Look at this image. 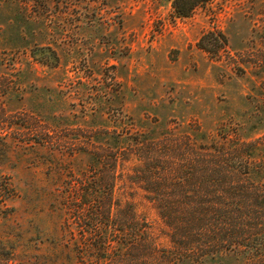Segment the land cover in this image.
<instances>
[{"label":"rangeland","instance_id":"rangeland-1","mask_svg":"<svg viewBox=\"0 0 264 264\" xmlns=\"http://www.w3.org/2000/svg\"><path fill=\"white\" fill-rule=\"evenodd\" d=\"M147 145L184 171L198 153L236 159L226 180L264 194V0H210L189 17L170 0H0V177L15 193L0 264H264L259 239L167 258L171 228L141 182ZM96 196L109 199L99 215L83 202ZM97 217L123 259L93 248ZM245 221L244 237L264 229ZM136 235L130 258L120 243Z\"/></svg>","mask_w":264,"mask_h":264},{"label":"trees","instance_id":"trees-1","mask_svg":"<svg viewBox=\"0 0 264 264\" xmlns=\"http://www.w3.org/2000/svg\"><path fill=\"white\" fill-rule=\"evenodd\" d=\"M170 1L176 16L189 17L197 7L210 0ZM205 38L203 37V41ZM203 48L211 50L208 47ZM244 145L247 147L252 143ZM153 147V145L146 146L145 163L143 170L140 171L141 182L145 185L144 188L153 194L151 199L159 204L160 214L171 228L174 249L167 252L168 259H184L198 263L206 257H224L238 251L244 254L246 251L242 248L253 249L250 240L257 239L264 248L263 228L244 237L246 219H254V216L258 220L264 218V194H259V188L255 185L239 188L226 180L227 176L238 168L233 164L236 159L231 163L229 160L221 162L222 165L214 164L212 160L211 163L204 164L198 153L197 159H192L187 170L184 171L183 166L176 168L167 159L168 154H171L169 148L159 155L156 154L157 149ZM192 150L194 149L191 148ZM252 151L253 149H249V156H252ZM217 152L222 153V150L217 148ZM239 170L242 175H250L253 171L248 163ZM14 194L9 180L0 177V210L7 206ZM108 200L107 197L96 196L92 199L87 198L83 202L95 210L94 214L99 215L101 209L108 205ZM9 211H5L4 215L11 214ZM104 226L106 224L97 217L92 229L98 242L93 248L107 254L102 257L107 262H117V258L123 259L125 254L118 252L116 257H112L110 251L116 247L113 244L117 242L108 239L106 231H103ZM136 236L139 238L138 235ZM141 241L139 238L127 244L121 242L120 245L122 244L123 249H127V255L130 257L141 251L143 247Z\"/></svg>","mask_w":264,"mask_h":264}]
</instances>
